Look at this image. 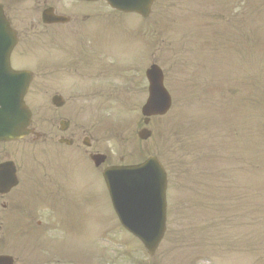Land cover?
Instances as JSON below:
<instances>
[{"label":"rangeland","instance_id":"1","mask_svg":"<svg viewBox=\"0 0 264 264\" xmlns=\"http://www.w3.org/2000/svg\"><path fill=\"white\" fill-rule=\"evenodd\" d=\"M121 23L127 37L122 33L120 50L106 58L114 76L90 83L94 91L75 77L74 98L92 107L79 121L114 162L156 156L168 169L164 241L149 257L114 220L106 197L80 213L81 223L54 225L56 235L58 226L66 229L60 245L37 220L33 236L44 238L33 245L25 230L24 238L14 231L19 224L0 227V239L7 231L11 238L0 241V254L17 264H264V0H156L148 19ZM39 29L22 34L14 63L30 65L22 61L38 58L31 47L51 42L48 57L68 59L74 74L88 73L84 56L65 50L77 40L69 29ZM57 36L62 45L55 48ZM155 62L165 71L173 106L151 120L153 136L142 142L136 133L148 96L145 71ZM55 63L43 62L35 73ZM0 152L20 159L23 174L36 170L37 147L29 140L0 146Z\"/></svg>","mask_w":264,"mask_h":264},{"label":"flooded vegetation","instance_id":"2","mask_svg":"<svg viewBox=\"0 0 264 264\" xmlns=\"http://www.w3.org/2000/svg\"><path fill=\"white\" fill-rule=\"evenodd\" d=\"M0 4L20 38V34L25 33L28 28H40V33L47 30L57 33L69 29L77 40L76 43L67 45L65 50H72L75 55L82 54V61L88 66L87 74H74L73 64L68 59L53 58L55 54H51L50 58H35L30 63L37 71L43 62H57L55 64L58 67L50 66L47 73L34 75L31 88L39 97L32 101L39 113L43 114L46 108L51 113L52 139L66 141L69 147L79 151L77 154L62 155V161L58 155H54L55 161L64 169H57L55 165L52 175L44 170V174L38 176L37 202L52 209L55 216L64 218V211H68L71 206L87 208L103 199L99 167H95L93 174H86L83 169L77 172L66 169L74 165V159L81 167L89 166L90 156L100 150L99 143L91 139L89 128L79 121V115L92 107L75 100L74 78L83 79L80 81L88 82L91 88L90 83L114 76L116 67L113 72L106 69V51L104 47H100L103 44L101 34L105 27H116L120 14L109 9L104 2L90 3L86 0H0ZM45 12L49 21H53L52 15L66 17L68 20L66 23L46 24L43 20ZM59 40L57 36L53 43L55 48L62 45ZM55 97L56 102L53 103Z\"/></svg>","mask_w":264,"mask_h":264},{"label":"water","instance_id":"3","mask_svg":"<svg viewBox=\"0 0 264 264\" xmlns=\"http://www.w3.org/2000/svg\"><path fill=\"white\" fill-rule=\"evenodd\" d=\"M152 3L153 0H133L127 9L147 17ZM14 45V34L0 12V140H13L23 136L29 122L28 114L22 103L26 83L23 85L21 75H12L9 63ZM149 77L152 89L150 99L143 109V114L146 116L162 115L169 109L170 99L168 96L164 98L165 90L162 87L159 71L152 70L149 72ZM148 136L149 134H144L140 137L146 139ZM154 163L156 162L150 161L149 163L151 170L149 174H152L148 177L149 186L143 187L133 182L129 183L133 190L122 187V190L128 195L127 199L121 197L120 186L115 184L114 177L107 176L112 201L122 223L131 224L132 227H126L140 238L150 253L155 251L162 237L165 215L166 181L162 169L160 166L156 168ZM143 169L145 168L130 171L139 172ZM136 181L138 182L139 179L135 178Z\"/></svg>","mask_w":264,"mask_h":264}]
</instances>
